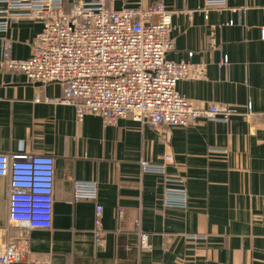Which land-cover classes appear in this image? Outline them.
Masks as SVG:
<instances>
[{
  "label": "crops",
  "instance_id": "crops-1",
  "mask_svg": "<svg viewBox=\"0 0 264 264\" xmlns=\"http://www.w3.org/2000/svg\"><path fill=\"white\" fill-rule=\"evenodd\" d=\"M75 1L65 0L66 8ZM139 2L174 11L169 59L205 65L201 77L179 81L178 91L195 105L236 113L173 127L168 148L160 133L132 117L108 123L49 101L63 96L60 83L34 84L0 70V153L48 154L56 163L50 229L10 220V181L0 176V250L16 244L31 264H264V0H226L209 9L206 0L111 5ZM38 22L21 19L4 34L15 57L31 55L43 28ZM169 149L167 176L187 182L186 209L166 207L162 175L141 167L142 160L162 164ZM77 182L96 183V198L76 197ZM98 204L107 232L99 246ZM138 228L149 233L151 250L138 248Z\"/></svg>",
  "mask_w": 264,
  "mask_h": 264
},
{
  "label": "built area",
  "instance_id": "built-area-1",
  "mask_svg": "<svg viewBox=\"0 0 264 264\" xmlns=\"http://www.w3.org/2000/svg\"><path fill=\"white\" fill-rule=\"evenodd\" d=\"M115 0H77L68 10L65 0H0V70L23 73L27 81L60 83L64 94L49 101L72 104L78 115L92 113L108 123L132 117L160 133L171 148V129L200 119L228 121L233 108L216 103L195 105L178 91L186 78H199L205 65L168 58L172 49L173 10L159 2L144 7L115 9ZM226 0H206V9L223 7ZM189 14L193 10H188ZM21 19L39 21L42 30L32 42L28 58L12 54L13 41L4 36ZM264 38V32L262 34ZM192 54V53H191ZM224 57L223 64H228ZM252 104L248 114H252ZM174 160L171 149L162 164L142 160L144 172L164 180V204L186 209L187 182L167 176ZM0 176L9 178V217L30 228L50 229L53 223L56 163L51 155L0 153ZM76 197L96 198V183L77 182ZM103 206L95 208L94 235L103 245ZM140 225V223H139ZM139 249L151 250L150 235L138 228ZM26 250L8 243L0 250V264H31Z\"/></svg>",
  "mask_w": 264,
  "mask_h": 264
},
{
  "label": "rangeland",
  "instance_id": "rangeland-1",
  "mask_svg": "<svg viewBox=\"0 0 264 264\" xmlns=\"http://www.w3.org/2000/svg\"><path fill=\"white\" fill-rule=\"evenodd\" d=\"M22 20H27V19H22ZM29 21H32V20H29ZM34 22V21H33ZM39 23V22H38ZM41 23V22H40Z\"/></svg>",
  "mask_w": 264,
  "mask_h": 264
}]
</instances>
